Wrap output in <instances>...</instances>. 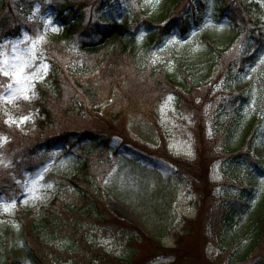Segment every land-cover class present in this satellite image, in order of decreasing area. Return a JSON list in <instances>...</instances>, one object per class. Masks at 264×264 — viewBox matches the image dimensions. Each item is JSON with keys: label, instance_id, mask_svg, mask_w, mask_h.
Returning <instances> with one entry per match:
<instances>
[{"label": "rangeland", "instance_id": "rangeland-1", "mask_svg": "<svg viewBox=\"0 0 264 264\" xmlns=\"http://www.w3.org/2000/svg\"><path fill=\"white\" fill-rule=\"evenodd\" d=\"M229 1L236 2L105 0L109 20L118 18L131 24L138 19V60L146 69H166L176 82L173 94L164 91L167 94L157 124L142 121L129 125L139 147L119 136L113 137L108 147L100 140L74 147L59 143L40 152L44 163L34 172H26L18 184L0 191V264H8L9 256L14 264H40L25 235L24 225L32 217L52 233L53 251L68 250L55 264H93L88 249L74 244L67 228H57L65 217L63 208H87L70 182L74 176L81 177L84 186L87 181L83 178L90 180L103 192L108 209L140 230H117L80 218L77 226L82 230L77 237L86 231V238L99 248L131 259L135 244H142L135 258L138 264L149 258V264H170L178 256L176 264H264V238L255 250L252 242L264 209V48L248 30L251 25L223 11ZM243 1L253 6L264 32V0ZM22 2L24 12L30 11L33 20L16 38L0 32V67L6 68L5 62H14L16 57L34 54L35 59L24 85L0 73V126L29 133L42 119L38 110L31 108L38 99V85L48 79L52 69L55 51L50 37L62 32L56 6L63 0ZM98 7L89 8L87 14L93 15ZM143 17H152L157 25ZM177 18L186 24V31L174 27L161 41L150 39L160 24ZM25 34L30 39H25ZM32 41H36L34 53L29 51ZM66 51L60 55L64 62H71L76 70L85 68L87 55L78 41H72ZM10 84L12 89H8ZM20 87L29 90L16 91ZM128 93L133 94L132 85ZM103 107H97V112ZM56 113L61 116L57 132L102 128L92 117L67 114L62 105L56 106ZM79 137L80 133L73 138ZM7 141L8 135L0 127V166L11 169L12 160L4 147ZM169 156L195 167L191 172L181 170ZM21 208L34 216L21 220ZM230 209L235 210L240 223L233 230L222 231ZM244 225L246 232L238 234ZM157 241L166 254L157 256L153 249Z\"/></svg>", "mask_w": 264, "mask_h": 264}, {"label": "trees", "instance_id": "trees-1", "mask_svg": "<svg viewBox=\"0 0 264 264\" xmlns=\"http://www.w3.org/2000/svg\"><path fill=\"white\" fill-rule=\"evenodd\" d=\"M20 4L22 0H0V32H5V36L16 37L22 33L23 25H29L28 14L20 10ZM98 4L100 9L104 5V0H63L56 6V14L63 28L61 33L50 37L55 58L52 60L48 79L37 87L38 99L31 108L38 110L42 119L38 120L35 131L29 133H21L14 127L0 126L8 135L4 147L7 146V154L12 160L11 169L0 166V191H4L11 183L18 184V179H24L26 172H34L44 163L40 158V152L50 151L59 143L74 147L76 143L100 140V143L108 147L112 138L119 136L125 143L139 147V143L129 130L131 122L148 121L156 124L159 122V107L167 94L164 91H173L172 87L176 85L174 78L166 69L142 67L137 55V34L140 27L138 19L131 24L119 20L104 23L105 16L94 17L96 10L93 11V15L87 14L88 8L93 9ZM226 5L223 11H230L231 18L240 20L247 26L251 25L248 26V30L257 40V45L264 48V32L258 26L261 19L253 12V6L243 0H236L235 3L229 1ZM143 18L152 26L157 25L152 17ZM177 21L173 20L174 25H177ZM173 23L160 24L150 39L154 41L157 38L161 41L173 28ZM182 29L184 31L187 29L184 24ZM72 41H78L79 47L88 56V59L87 56L85 59V68L76 70L71 62H64L60 58L62 53L67 52L68 45ZM130 85H132V95L128 93ZM61 105L67 114L92 117L98 123H102V128L84 127L79 128L82 130H77L78 132H73L71 129L57 132L55 127L61 116L57 115L56 106ZM101 105L104 107L99 113L97 107ZM78 133H80L79 139H74L73 137ZM167 158L175 162L181 170L188 169L191 172L195 167L191 162L184 163L181 159L171 156ZM37 160L38 164H36ZM80 178L71 177L70 182L87 208L83 210L80 206H66V209L63 208L61 211L65 217L60 219V226L57 228H67L74 244L78 243L84 249H88L87 256L92 258L93 264H138L135 258L138 245L142 244L136 243L132 258L124 259L105 248L97 247L86 238V231L82 232L81 237H77L82 230L77 226L82 217L94 219L101 225L117 230L140 231L135 226L119 220L108 209L103 192L96 189L86 178H83L87 181V186H84ZM19 214L22 215L21 220H25L26 216L31 218L33 215L23 208L20 209ZM236 217L235 210L229 211L222 231L233 230L232 228L240 223L237 222ZM32 218L24 228L34 257L40 264L60 262L68 250L62 251L56 248L53 251L51 248L53 246L50 244L52 233H48L41 226L38 218ZM246 230L247 227L244 225L238 234H243ZM263 238L264 209L257 220L256 233L254 237L252 236L254 250L259 248ZM154 243L153 249L156 254L158 253L157 256L166 254L164 252L166 249L160 241ZM53 254H55L54 259L51 258ZM149 260L150 258L143 264H149ZM178 260L179 256L170 264H176ZM8 261V264H14L13 257L9 256Z\"/></svg>", "mask_w": 264, "mask_h": 264}, {"label": "snow or ice", "instance_id": "snow-or-ice-1", "mask_svg": "<svg viewBox=\"0 0 264 264\" xmlns=\"http://www.w3.org/2000/svg\"><path fill=\"white\" fill-rule=\"evenodd\" d=\"M50 23V22H49ZM25 39H30L27 34H25ZM37 39H42L41 37H38ZM36 46V41H32V49L29 51H32L34 53ZM15 50V49H14ZM35 59V55H31L27 58L24 57H16L14 62L6 63L5 67H0V73H2L4 76H12L16 82L17 85H24L28 82V69L31 67V61ZM8 89H12V85H8ZM29 89L20 87L16 89V91L21 93H26ZM25 99H28V96H24ZM7 100L8 97H5ZM171 99V97L169 98ZM26 119V118H25Z\"/></svg>", "mask_w": 264, "mask_h": 264}, {"label": "bare ground", "instance_id": "bare-ground-1", "mask_svg": "<svg viewBox=\"0 0 264 264\" xmlns=\"http://www.w3.org/2000/svg\"><path fill=\"white\" fill-rule=\"evenodd\" d=\"M110 205L112 206V208L115 210V208L113 207V204L112 203H110Z\"/></svg>", "mask_w": 264, "mask_h": 264}]
</instances>
